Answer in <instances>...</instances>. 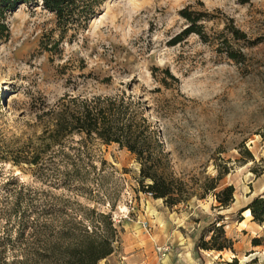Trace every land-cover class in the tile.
<instances>
[{"label": "rangeland", "instance_id": "rangeland-1", "mask_svg": "<svg viewBox=\"0 0 264 264\" xmlns=\"http://www.w3.org/2000/svg\"><path fill=\"white\" fill-rule=\"evenodd\" d=\"M187 5L207 12L209 42L190 34L170 45L187 24L179 15ZM20 6L8 12L9 35L0 41V264L27 248L8 240L21 230L28 238L26 224L74 222L89 209L108 213L120 229L113 252L98 264L232 257L264 264V221L241 211L264 198V0H104L85 27L65 32L40 2ZM231 19L245 39L225 30ZM230 50H242L244 59L229 58ZM163 68L178 82L166 79L164 86ZM121 91L149 106L167 171L194 188L221 171L214 192L232 185L228 206L218 207L213 191L164 205L141 190L135 155L116 143L73 134L45 145L43 102ZM37 153V164L13 162ZM212 224H222L233 251L197 249Z\"/></svg>", "mask_w": 264, "mask_h": 264}, {"label": "trees", "instance_id": "trees-1", "mask_svg": "<svg viewBox=\"0 0 264 264\" xmlns=\"http://www.w3.org/2000/svg\"><path fill=\"white\" fill-rule=\"evenodd\" d=\"M104 0H0V41L9 35L6 16L9 11L19 5L40 2L42 8L53 13L56 23L62 32L69 29L83 28L96 13ZM248 0H241L247 2ZM202 4V2H200ZM179 15L187 22L186 26L174 34L170 45H175L190 34H195L202 42H209L204 22L209 19L205 10L191 9L189 5L179 10ZM225 30L234 39H245L246 34L234 26L232 19ZM226 43L228 38L224 39ZM229 58L241 61L245 55L242 50L227 52ZM159 68L154 66L151 74ZM161 83L166 86V79L177 83V77L168 69L163 68ZM108 79V78H106ZM108 81V80H106ZM159 89V88H158ZM47 110L40 114L46 124L43 130L44 143L61 144L73 134H82L87 138H98L104 143H116L134 154L139 163V185L155 199H162L164 205L173 207L179 203H187L191 197L203 198L204 194L213 191L218 207L224 208L232 201L234 188L228 185L214 192L222 172L210 178L208 183L199 187H191L180 177L167 171V152L161 137V130L156 129L149 115V106L142 101L141 96L132 92L121 91L111 95L78 96L67 94L59 98L53 105L43 102ZM18 157V156H17ZM39 153L31 158L18 157L15 164L20 162L37 164ZM200 190V192H198ZM243 210H249L253 220L264 221V198L254 197ZM59 212L62 210L58 209ZM48 214H57L52 210ZM28 238L21 230L15 239L9 238L12 248L24 245L23 253L12 255L11 264H98L109 256L117 241L118 229L108 213L89 209L77 221H65L58 225L42 222L38 226L31 222L26 224ZM39 227V228H37ZM39 229V230H38ZM206 232L208 238H206ZM197 249L216 251L218 253L231 250L233 242L226 236L222 224H212L203 230L196 242ZM221 257V254L219 255ZM214 264H242L237 257L230 260H219Z\"/></svg>", "mask_w": 264, "mask_h": 264}, {"label": "crops", "instance_id": "crops-1", "mask_svg": "<svg viewBox=\"0 0 264 264\" xmlns=\"http://www.w3.org/2000/svg\"><path fill=\"white\" fill-rule=\"evenodd\" d=\"M123 257V259H125V256H122ZM128 257V256H127ZM112 259V258H111ZM128 260L127 261H129V262H131L132 261V258H130V257H128L127 258Z\"/></svg>", "mask_w": 264, "mask_h": 264}, {"label": "bare ground", "instance_id": "bare-ground-1", "mask_svg": "<svg viewBox=\"0 0 264 264\" xmlns=\"http://www.w3.org/2000/svg\"><path fill=\"white\" fill-rule=\"evenodd\" d=\"M21 6H23V5H21ZM21 6H20V7H21ZM245 214H246V215H250V213H249V211H248V210L246 211V213H245Z\"/></svg>", "mask_w": 264, "mask_h": 264}, {"label": "built area", "instance_id": "built-area-1", "mask_svg": "<svg viewBox=\"0 0 264 264\" xmlns=\"http://www.w3.org/2000/svg\"><path fill=\"white\" fill-rule=\"evenodd\" d=\"M144 226H145V223H144Z\"/></svg>", "mask_w": 264, "mask_h": 264}]
</instances>
